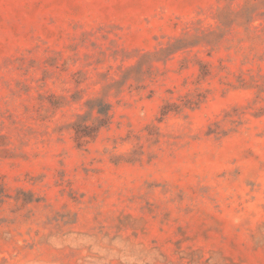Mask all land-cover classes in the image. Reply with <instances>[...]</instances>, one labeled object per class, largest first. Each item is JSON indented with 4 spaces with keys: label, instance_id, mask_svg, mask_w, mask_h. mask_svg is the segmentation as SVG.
<instances>
[{
    "label": "rangeland",
    "instance_id": "obj_1",
    "mask_svg": "<svg viewBox=\"0 0 264 264\" xmlns=\"http://www.w3.org/2000/svg\"><path fill=\"white\" fill-rule=\"evenodd\" d=\"M0 264H264V0H0Z\"/></svg>",
    "mask_w": 264,
    "mask_h": 264
},
{
    "label": "trees",
    "instance_id": "obj_2",
    "mask_svg": "<svg viewBox=\"0 0 264 264\" xmlns=\"http://www.w3.org/2000/svg\"><path fill=\"white\" fill-rule=\"evenodd\" d=\"M88 133H79V131H78V139L80 140V141H82L83 139H85L87 136H92V134L91 133H89V134H91V135H87Z\"/></svg>",
    "mask_w": 264,
    "mask_h": 264
}]
</instances>
